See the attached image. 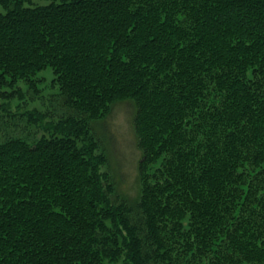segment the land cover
Instances as JSON below:
<instances>
[{"label":"trees","instance_id":"obj_1","mask_svg":"<svg viewBox=\"0 0 264 264\" xmlns=\"http://www.w3.org/2000/svg\"><path fill=\"white\" fill-rule=\"evenodd\" d=\"M45 1L0 0V98L48 68L58 105L0 142V264H264V0ZM123 100L134 198L91 127Z\"/></svg>","mask_w":264,"mask_h":264},{"label":"rangeland","instance_id":"obj_2","mask_svg":"<svg viewBox=\"0 0 264 264\" xmlns=\"http://www.w3.org/2000/svg\"><path fill=\"white\" fill-rule=\"evenodd\" d=\"M34 4H46L45 0H33ZM5 9L0 5V13ZM41 78L36 83V91L28 88L23 82H18L15 88H19L22 98L13 95L12 98L2 100L0 105L6 101V109H0V142L7 137H21V134H35L39 136L41 131L28 117L26 111L36 110L45 112L49 107H58L52 103L57 90L51 88L50 84L53 74L50 69H44L37 73L36 78ZM1 91L11 92L9 88ZM8 100V101H7ZM135 105L130 100L118 101L112 104L109 113L102 119L93 121L92 132L99 140L100 149L106 154L105 169L111 175L117 190L127 197L134 198L139 191L138 162L141 151L137 147L136 136L133 128V117ZM44 118L42 123L49 121ZM111 264H123L121 260Z\"/></svg>","mask_w":264,"mask_h":264}]
</instances>
